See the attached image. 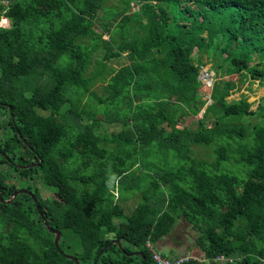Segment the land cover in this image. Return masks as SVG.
Here are the masks:
<instances>
[{
	"label": "trees",
	"instance_id": "16d2710c",
	"mask_svg": "<svg viewBox=\"0 0 264 264\" xmlns=\"http://www.w3.org/2000/svg\"><path fill=\"white\" fill-rule=\"evenodd\" d=\"M46 1L0 6L4 199L31 190L51 226L62 231L65 253L64 241L79 238L73 255L81 264H158L148 242L171 260L192 255L173 256L156 244L182 218L199 231L203 252L184 264H264V103L252 109L248 97L228 99L239 87L236 75L264 85V0H120L117 7L54 0L59 5L45 9ZM124 52L129 61L110 68L108 94L98 96L96 78ZM209 63L220 79L191 128L181 116L197 115L207 104L197 95ZM86 95L94 99L91 110L81 109ZM101 112L123 128L99 132ZM249 117L263 120L250 124ZM215 143L212 163L192 147ZM34 162L40 164H14ZM12 172L19 173L18 185ZM36 178L71 195L46 199L32 184ZM121 191H139L143 199L128 215L123 202L131 195ZM156 191H168L163 203ZM134 251L140 254L129 255ZM0 264L76 262L59 251L33 197L20 194L10 204L0 201Z\"/></svg>",
	"mask_w": 264,
	"mask_h": 264
},
{
	"label": "rangeland",
	"instance_id": "374dc122",
	"mask_svg": "<svg viewBox=\"0 0 264 264\" xmlns=\"http://www.w3.org/2000/svg\"><path fill=\"white\" fill-rule=\"evenodd\" d=\"M119 1L120 0H105V4L107 7H117L119 5ZM135 4V3H134ZM59 5V2H56L54 0H47L46 2H44V4L42 5L43 8L48 9V8H54L57 7ZM106 14V9L101 8L98 11V18H97V27L99 28L100 32H103V28L100 26L101 22H105L103 21V16ZM120 16H117V19H119ZM107 22L109 23V26H113L114 24L112 23L113 20H107ZM115 23V22H114ZM11 21L10 19H2L1 20V25H4L6 27L10 26ZM104 39L108 40L109 39V34L105 32L104 34ZM118 41H120V37L118 38ZM85 42H88V40H85ZM101 53H103V51H99L97 53V56L101 57ZM129 61V59L126 57V52H124L121 56L119 57H114L110 62H108V68H106L105 72L96 78L94 84L92 85V89L96 92V94L98 96H104L106 94L105 88L107 87L108 84V80L111 76V73H109L110 68H114V69H119L120 67H122L124 64H126ZM98 67V65H97ZM96 69V65L95 63L93 65H91L89 67V70L87 71L86 75H91L92 71H94ZM206 73H208L209 75H207ZM204 74H206L207 76H209L208 80H206L204 78ZM202 81L204 83V86L202 87V91L197 95L198 99H209L207 104L205 105V107H203V109L197 114V115H182L181 117L184 118L185 120L183 121L186 126H189L191 128H196V122L203 116V113L205 112L206 108L208 107L209 104H211L213 102L212 99H210L212 93V87H213V83L217 80L220 79V77L216 76L214 70H212V64H206L202 67L201 69V74H200ZM232 75H227L224 78H230ZM237 81V84H239L237 88H235L233 90V94L228 96L229 100H238L241 97H248L249 102L253 103L252 105V109H256L259 104L262 102L264 103V85L260 84L258 79H252L249 77H240L239 75H236L234 78ZM241 82V83H240ZM30 90L27 88V92H29ZM108 94V93H107ZM106 94V95H107ZM94 100V99H92ZM90 100V97L88 95H86L82 101V110H91L90 108L92 107V103L93 101ZM88 101H91L89 104V107H87V103ZM96 103V102H95ZM133 103V102H132ZM102 109L107 108L106 106H102ZM101 108H99L101 110ZM98 109V110H99ZM96 110L95 108L92 110L94 111ZM44 114H47V111H41ZM102 115H98V117L101 119L102 121V126L99 129V132H101L102 134L104 133H110L112 130L117 129L120 130L123 128V124L120 123L119 121H115V122H107V116H109L110 114H105L104 112L102 113ZM180 117V118H181ZM263 119L257 118V117H249L248 119H246L247 123L250 124H254L256 122H261ZM182 122V121H181ZM7 123V122H6ZM211 121H209V125H211ZM183 126V125H181ZM3 130H0V136L3 135ZM233 130V129H232ZM234 131V130H233ZM232 131V132H233ZM216 143L215 144H211V145H206V146H200V145H195L192 144V147L195 149L196 151V155H198V157H202L208 160V162L212 163L214 161V154L212 152L213 149L211 148H215L216 147ZM211 150V151H210ZM157 158L151 160V161H156ZM6 169L9 168L8 165H6L5 167ZM144 170V167L141 169ZM151 171V170H150ZM236 171V170H233ZM152 172L154 174V170L152 169ZM139 173V172H138ZM12 176H13V182H15L17 185L20 182V177H19V173L17 172H12ZM30 184L29 181H25L23 183L24 186H28ZM32 184H34L36 187L39 188L40 193L42 195V197L46 198V199H51L52 197L55 198L58 201H65L64 199L67 198L69 195H71V191H67V190H63V191H58L55 192L56 188L55 187H46L43 184V179L41 178H36L34 181L32 180ZM117 192V191H115ZM122 194L126 197L131 195V197L129 198H124L125 200L128 199L127 201L124 200L123 202V206L125 208V213L128 215L132 212V210L140 203L143 201L140 192L139 191H121ZM158 193V197H160L162 203L164 202L165 196L167 197L168 191H156ZM66 206V204L64 205ZM119 221V220H117ZM120 221H125L124 218H122ZM199 231L196 230L192 224L188 223L184 218H182L181 220H179L175 226L174 229L172 230L171 234H169L167 237L169 239H173V241L181 246L182 248H185L187 251H191V253L193 255H195L196 257H198V255H202V251L201 249L198 247L196 240L197 237L199 235ZM71 241L68 243V241H64L63 245L64 248L67 252V254H74V252H76V250L78 251V242H79V238H76L75 235H71ZM62 240H65V238L62 237ZM150 242H148L149 244ZM74 244V246L68 247V245H72ZM147 244V245H148ZM159 248V247H158ZM160 249V248H159ZM202 261L203 259L200 258ZM198 264H201L200 262ZM202 264H211L209 261L207 262H203Z\"/></svg>",
	"mask_w": 264,
	"mask_h": 264
},
{
	"label": "water",
	"instance_id": "95a60500",
	"mask_svg": "<svg viewBox=\"0 0 264 264\" xmlns=\"http://www.w3.org/2000/svg\"><path fill=\"white\" fill-rule=\"evenodd\" d=\"M206 74L209 75L208 73H206ZM200 79H202L201 76H200ZM210 99H211V97H210ZM11 116H12V118L14 119V115H13V111H12V109H11ZM19 135H20V137H22V135H21L20 133H19ZM24 141L26 142V140H24ZM38 164H40V163L34 162V163H31V164H24V165H23V164H16V165H17L18 167H20V168H26V169H27V168H30V167L36 166V165H38ZM20 194H29L30 196L33 197V199H34V201H35V203H36V208H37V210H38V212H39V214H40V216H41V218H42L44 224L46 225V227L48 228V230H49L50 232H52V233L55 234V244H56V246L58 247L59 251H60L61 253H63V254L65 255V257L70 258V259H73V260L76 262V264H81V263H80V260H79L75 255H73V254H67V253H65V252L61 249V247H60V240H61V237H62V231H60V230H58V229H55V228H53V227L51 226L50 222L46 219L43 210L41 209V206H40V204H39L38 198H37L36 196H34V193H33L31 190H29V189H27V188H19V189H17L15 192H13V194L11 195V197H10L9 199H4V197H3V193H2V189H1V187H0V201H1L2 203L10 204V203H12V202L16 199V197H18ZM114 242H117L118 245H119V247L123 249V245H122V242H121L120 240H113L112 243H114ZM105 249H106V248H105ZM102 252H103V251H102ZM138 254H140L139 251H134V252L129 253V255H138ZM97 263H98V259L94 262V264H97Z\"/></svg>",
	"mask_w": 264,
	"mask_h": 264
},
{
	"label": "built area",
	"instance_id": "2783aa9c",
	"mask_svg": "<svg viewBox=\"0 0 264 264\" xmlns=\"http://www.w3.org/2000/svg\"><path fill=\"white\" fill-rule=\"evenodd\" d=\"M1 4H7V0H0V6H1ZM132 6H135V4L132 3ZM148 246H150L151 251L154 255V259L158 264H184L193 258L196 259L195 255L187 254L186 256H181L179 258H176V260H171L167 257H163L161 252L157 248H154L153 247L154 245H152L151 243H149ZM219 259L225 260L226 258H225V256L222 255L219 257Z\"/></svg>",
	"mask_w": 264,
	"mask_h": 264
},
{
	"label": "crops",
	"instance_id": "0c3cea01",
	"mask_svg": "<svg viewBox=\"0 0 264 264\" xmlns=\"http://www.w3.org/2000/svg\"><path fill=\"white\" fill-rule=\"evenodd\" d=\"M156 244L160 250L165 253L173 254V256H178L188 252L185 248L177 245L173 239H169L167 236L157 241Z\"/></svg>",
	"mask_w": 264,
	"mask_h": 264
},
{
	"label": "bare ground",
	"instance_id": "6f19581e",
	"mask_svg": "<svg viewBox=\"0 0 264 264\" xmlns=\"http://www.w3.org/2000/svg\"><path fill=\"white\" fill-rule=\"evenodd\" d=\"M209 76H207L206 74H204V78L206 79V78H208ZM206 80H208V79H206Z\"/></svg>",
	"mask_w": 264,
	"mask_h": 264
},
{
	"label": "flooded vegetation",
	"instance_id": "af4514ba",
	"mask_svg": "<svg viewBox=\"0 0 264 264\" xmlns=\"http://www.w3.org/2000/svg\"><path fill=\"white\" fill-rule=\"evenodd\" d=\"M14 164H17V163H14Z\"/></svg>",
	"mask_w": 264,
	"mask_h": 264
},
{
	"label": "clouds",
	"instance_id": "9594fccd",
	"mask_svg": "<svg viewBox=\"0 0 264 264\" xmlns=\"http://www.w3.org/2000/svg\"><path fill=\"white\" fill-rule=\"evenodd\" d=\"M202 80V79H201Z\"/></svg>",
	"mask_w": 264,
	"mask_h": 264
}]
</instances>
